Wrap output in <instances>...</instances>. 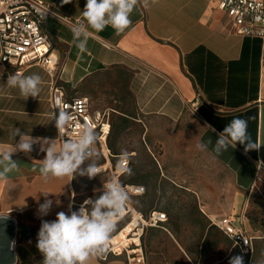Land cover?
<instances>
[{
  "label": "crops",
  "instance_id": "0c3cea01",
  "mask_svg": "<svg viewBox=\"0 0 264 264\" xmlns=\"http://www.w3.org/2000/svg\"><path fill=\"white\" fill-rule=\"evenodd\" d=\"M45 1L59 15L43 23L58 63L50 72L38 64L20 69L0 62V151H11L19 142V135L13 137L15 129L41 142L56 139L57 147L62 146L51 102L53 85L62 86L69 98L87 97L93 115L109 112L110 149L115 155L126 151L130 160L131 173L121 179L146 185L145 193L129 195L128 205L139 214L138 221L152 210L168 214L162 226L142 228L139 221L144 256L148 227L164 228L186 252L175 234L181 226V191L192 195L197 212L206 219L199 226L206 229L200 244L214 225L246 255L212 221L230 215L236 225L252 230L245 215L247 193L258 181L264 183V36L236 33L213 0H150L148 8L137 6L131 26L120 35L110 26L99 33L89 30L88 51L80 53L72 25L62 17L83 20L86 0ZM16 72L42 76L37 98L25 100L5 85L8 75ZM237 117L248 121L250 140L257 148L245 152V145L238 143L220 155L211 146L205 152L197 150L196 144L209 138L215 144L217 134ZM40 147L37 143L29 154L13 153L19 170L0 182V215L16 221L14 264H42L36 247L41 221L68 213L70 205L78 210L92 198L93 178L42 177L39 167L45 153ZM96 162L101 163V157ZM96 177L103 178L104 186L106 175ZM170 186L175 189L169 194ZM48 193L53 206L41 217L38 207L45 200L42 194ZM130 218L131 213L123 219ZM125 256L110 252L106 259L92 258L91 264H130Z\"/></svg>",
  "mask_w": 264,
  "mask_h": 264
},
{
  "label": "clouds",
  "instance_id": "9594fccd",
  "mask_svg": "<svg viewBox=\"0 0 264 264\" xmlns=\"http://www.w3.org/2000/svg\"><path fill=\"white\" fill-rule=\"evenodd\" d=\"M68 2L64 0L65 4ZM138 5L148 8L150 0H86L81 12L83 20L74 23L70 29L78 51H88L89 30L99 33L110 26L115 35L124 33L131 26V14ZM5 85L18 90L19 95L27 100L30 96H39L43 78L39 73L24 75L16 72L8 75ZM53 119L60 133L70 117L65 112H59L58 116L53 114ZM17 135L20 137L19 142L12 146L11 151H0V182H6L10 173L19 170L12 154L16 151L29 154L37 143L41 144L40 150L45 153L39 167L42 177L73 178L79 175L91 179L100 175L96 162L98 135L87 123L80 126L78 139L64 140L59 148L56 139L41 142L39 138L34 139L15 129L14 139ZM238 143L245 145V152L257 148L250 140L248 121L239 117L234 118L217 134L215 144L209 138L206 142L197 143L196 148L205 152L211 146V151L220 155L229 148L234 149ZM122 155L126 158L128 153L125 151ZM86 162L87 167L82 168ZM127 171L131 173V169ZM103 187L101 195L95 199H86L78 210H71L70 205L68 213L61 211L56 214L55 220L41 221L36 247L43 256L42 264H91L92 258L107 252L111 236L117 230V218L126 208L130 197L122 183L116 179L107 180ZM49 194H42L45 200L38 207L41 217L47 216L53 206V200L47 198ZM228 264H244L243 256H232Z\"/></svg>",
  "mask_w": 264,
  "mask_h": 264
},
{
  "label": "built area",
  "instance_id": "2783aa9c",
  "mask_svg": "<svg viewBox=\"0 0 264 264\" xmlns=\"http://www.w3.org/2000/svg\"><path fill=\"white\" fill-rule=\"evenodd\" d=\"M217 9L229 20L233 30L240 35L264 36V0H213ZM51 15H58L45 0H0V62L10 63L20 69L28 65H42L48 71L54 72L58 59L52 50L49 35L43 29V23ZM59 16V15H58ZM62 17V16H61ZM73 25L80 22L68 17H62ZM52 116L65 112L70 119L67 126L61 129L59 140L63 144L67 139H78L80 126L87 123L93 127L98 135L96 151L102 162L99 163L100 174L106 175V180L116 179L125 187L129 195H141L146 187L142 184L124 183L122 176L130 166V160L122 154H113L109 146V136L112 123L109 112L93 115L90 112L89 99L87 97L69 98L62 86L54 84L52 87ZM143 189L141 192L140 189ZM131 223L135 217L134 211L127 204L124 212L117 218L118 221L127 217ZM168 220L165 211L154 210L148 216L139 219L142 228L144 226H162ZM139 222V223H140ZM220 230L227 235L233 244L243 253L254 251L255 236L246 227L235 224L230 215L213 220ZM126 223V224H127ZM125 224V225H126ZM140 226V225H139ZM138 228V226H134ZM133 235L136 232L132 233ZM141 233L132 238L122 249H115L114 244L108 243L107 252L99 255L106 259L107 255L128 254L130 264H145V256L141 246ZM133 237V236H132ZM132 245V247H130ZM129 248L131 250H129ZM137 250V251H134Z\"/></svg>",
  "mask_w": 264,
  "mask_h": 264
},
{
  "label": "rangeland",
  "instance_id": "374dc122",
  "mask_svg": "<svg viewBox=\"0 0 264 264\" xmlns=\"http://www.w3.org/2000/svg\"><path fill=\"white\" fill-rule=\"evenodd\" d=\"M129 126L130 125L124 127ZM127 177L128 174L125 175V179H127ZM102 180V177H94L91 182V186L93 188V199L97 198L103 192ZM231 183L232 177L228 171V190L229 187H231ZM170 187L171 189L167 190L169 191V194L172 188H174L172 186ZM252 189L253 192L256 190L262 192L264 191V183L258 181L254 185V188H251L248 191L249 193H247V195L250 194ZM172 194H174V191H172ZM178 194L180 197V204L178 207L181 209L178 211V213H180L179 220H181V226L179 231L175 234L182 242L185 251L187 253L189 251V255L182 251L181 248L173 242L172 238L164 228L154 229L152 227H148V229L145 230L147 233L145 237V243L147 246V255L145 253V264H228L229 259L235 255H242L244 264H264V235L259 230H249L253 235L257 236L255 238L257 239L256 250L250 256L244 255L237 249L233 248L231 242L225 238L217 228H214L211 231V235H209L207 238L208 244L205 249L202 250L200 239L201 237L205 236L206 229L202 230L199 228V226L202 224L204 225L206 223V219L200 216V214L197 212L194 198L190 193H183L181 191L178 192ZM129 201H131V199ZM164 201L165 203L168 202L167 197L164 199ZM191 218H194L195 221L191 222ZM127 221L128 219L119 221L116 231L119 232L120 228L124 226ZM131 236L134 235L131 234ZM130 247H132V245ZM129 250L131 249L129 248ZM124 254L128 259V254L126 251L123 252V256ZM127 262L129 263V259Z\"/></svg>",
  "mask_w": 264,
  "mask_h": 264
},
{
  "label": "trees",
  "instance_id": "16d2710c",
  "mask_svg": "<svg viewBox=\"0 0 264 264\" xmlns=\"http://www.w3.org/2000/svg\"><path fill=\"white\" fill-rule=\"evenodd\" d=\"M122 181L125 183H127L128 181H125L122 179ZM129 183V182H128ZM135 183V182H132ZM137 184V183H135ZM145 186V185H144ZM254 188V187H253ZM249 191V190H248ZM249 193V192H248ZM154 211V210H152ZM151 212V211H150ZM149 212V213H150ZM148 213V215H149ZM146 215V216H148ZM246 217L249 219L251 227L253 230H259L262 232V234L264 235V191L260 192L258 190H256L255 192L252 191L250 192V194H248V208L246 210L245 213ZM126 218V217H125ZM122 220V219H121ZM120 220V221H121ZM119 222V221H118ZM128 222V221H127ZM126 222V223H127ZM125 223V224H126ZM124 224V225H125ZM123 228V226L120 228V230ZM216 228L214 225H210V227L208 228V232H207V237L209 235H211V231ZM205 227H202V230H204ZM119 230V231H120ZM118 232H114L112 236L116 235ZM111 236V237H112ZM208 241L205 240V242L202 244V250L205 249V247L207 246ZM257 247V241L254 244V251L253 252H249L246 255L250 256L251 254H253L256 250ZM189 253V251H188Z\"/></svg>",
  "mask_w": 264,
  "mask_h": 264
},
{
  "label": "water",
  "instance_id": "95a60500",
  "mask_svg": "<svg viewBox=\"0 0 264 264\" xmlns=\"http://www.w3.org/2000/svg\"><path fill=\"white\" fill-rule=\"evenodd\" d=\"M16 221L9 215H0V264H14Z\"/></svg>",
  "mask_w": 264,
  "mask_h": 264
},
{
  "label": "bare ground",
  "instance_id": "6f19581e",
  "mask_svg": "<svg viewBox=\"0 0 264 264\" xmlns=\"http://www.w3.org/2000/svg\"><path fill=\"white\" fill-rule=\"evenodd\" d=\"M134 214H135V217L132 220V222L124 225L123 228L116 235L111 237L109 243L110 245H112L111 243H113L115 249H122L123 245H126L131 240L133 241L132 238H136V236H133V237L131 236L133 232H136L137 234L141 232V228L139 226V221H138L139 214L136 212ZM134 226H138V228H135ZM137 234H134V235H137ZM135 240L138 241L137 238ZM134 251H137V250H134Z\"/></svg>",
  "mask_w": 264,
  "mask_h": 264
}]
</instances>
